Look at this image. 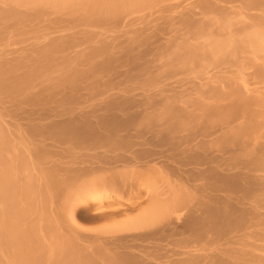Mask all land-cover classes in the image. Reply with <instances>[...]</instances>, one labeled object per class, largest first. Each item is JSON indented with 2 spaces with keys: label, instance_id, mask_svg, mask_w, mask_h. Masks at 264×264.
<instances>
[{
  "label": "bare ground",
  "instance_id": "obj_1",
  "mask_svg": "<svg viewBox=\"0 0 264 264\" xmlns=\"http://www.w3.org/2000/svg\"><path fill=\"white\" fill-rule=\"evenodd\" d=\"M0 264H264V0H0Z\"/></svg>",
  "mask_w": 264,
  "mask_h": 264
},
{
  "label": "rangeland",
  "instance_id": "obj_2",
  "mask_svg": "<svg viewBox=\"0 0 264 264\" xmlns=\"http://www.w3.org/2000/svg\"><path fill=\"white\" fill-rule=\"evenodd\" d=\"M10 215H13V214H10ZM10 217H11V216H10ZM13 217H14V216H13ZM13 217H11V218H12V221H13ZM9 219H10V218H9ZM10 220H11V219H10ZM14 220L16 221L15 218H14ZM12 221H11V222H12ZM15 221L12 222V223L16 224V227L18 226L17 229L20 228L19 230H22L23 227H24V226L20 223L22 220H19L18 222L16 221L18 224H20L21 226H23L22 228L19 227L20 225H17V223H15ZM12 223H10V224H12ZM11 226H12V225H10L9 227H11ZM13 226H15V225H13ZM13 226L11 227L12 229L14 228ZM86 226H87L88 228H94V227H96V225H94V224H88V223L86 224ZM9 227H8V228H9ZM30 228H32V227H30ZM9 229H10V228H9ZM9 229H8V232L11 230V229H10V230H9ZM17 229H15V230L18 232L19 230H17ZM32 229L35 230V229H37V228L33 227ZM13 230H14V229H13ZM13 230H12V232H13ZM15 230H14V232H15ZM23 230H25V232H23V234L21 233L22 235H24V233H26V232L29 231V230H27V228H25V229H23ZM23 230H22V231H23ZM26 230H27V231H26ZM22 231H21V232H22ZM30 231L33 232V230H30ZM35 231H36V230H35ZM35 231H34V232H35ZM12 232H10V234H9L10 237H11V235H12V234H11ZM17 232H15V233L18 234ZM32 232H28V233H32ZM15 233H13V235H12V236H14V238H11V239H16V238H18V235L16 236ZM19 233H20V231H19ZM26 234H27V233H26ZM26 239H27V238H26ZM26 239H25V241H26ZM17 240H18V239H17ZM28 240H29V241H28ZM28 240H27L26 242H28V243H29V242L33 243L32 241H30L29 238H28ZM31 240H35V241H37V238H36V237H35V238L33 237V239H31ZM15 241H16V240H15ZM15 241H13V244L17 245L18 243L16 244ZM25 241H22L23 244L25 243ZM35 241H34V242H35ZM31 243L28 244V245L26 244V245L29 246V245H31ZM19 244H20V243H19ZM23 244L21 243V245H19V246H20V247L22 246V248H23V246L25 245V244H24V245H23ZM33 245H34V244H33ZM19 246H18V247H19ZM27 246H24V248L27 247ZM23 255H24V254H23ZM23 255H22V257H23ZM19 258H20V257H19ZM22 259H23V258H22ZM18 260H19V261H24V260H21V259H18Z\"/></svg>",
  "mask_w": 264,
  "mask_h": 264
}]
</instances>
